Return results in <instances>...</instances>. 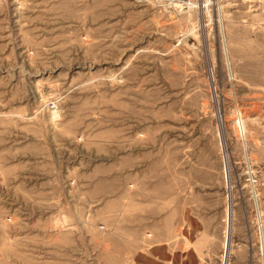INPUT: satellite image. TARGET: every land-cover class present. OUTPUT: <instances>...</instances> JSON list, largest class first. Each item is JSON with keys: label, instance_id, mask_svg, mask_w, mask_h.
Returning a JSON list of instances; mask_svg holds the SVG:
<instances>
[{"label": "rangeland", "instance_id": "1", "mask_svg": "<svg viewBox=\"0 0 264 264\" xmlns=\"http://www.w3.org/2000/svg\"><path fill=\"white\" fill-rule=\"evenodd\" d=\"M171 203L264 264V0H0V264H131Z\"/></svg>", "mask_w": 264, "mask_h": 264}, {"label": "crops", "instance_id": "2", "mask_svg": "<svg viewBox=\"0 0 264 264\" xmlns=\"http://www.w3.org/2000/svg\"><path fill=\"white\" fill-rule=\"evenodd\" d=\"M171 205L170 209L164 207L169 211L149 221L147 244L131 264H214L221 248L211 225L199 219V229L192 231L181 204Z\"/></svg>", "mask_w": 264, "mask_h": 264}, {"label": "bare ground", "instance_id": "3", "mask_svg": "<svg viewBox=\"0 0 264 264\" xmlns=\"http://www.w3.org/2000/svg\"><path fill=\"white\" fill-rule=\"evenodd\" d=\"M54 114H56V112H54ZM227 253H228V248L226 249V255H227Z\"/></svg>", "mask_w": 264, "mask_h": 264}]
</instances>
